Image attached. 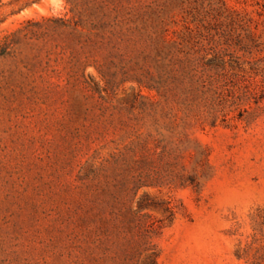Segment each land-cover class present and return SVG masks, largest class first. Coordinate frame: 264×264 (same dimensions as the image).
<instances>
[{"label": "rangeland", "instance_id": "374dc122", "mask_svg": "<svg viewBox=\"0 0 264 264\" xmlns=\"http://www.w3.org/2000/svg\"><path fill=\"white\" fill-rule=\"evenodd\" d=\"M224 1L239 15L222 25L224 69L196 82L158 66L145 15L124 27L101 97H31L0 59V264H135L131 210L144 194L164 225L151 238L158 264H264V0ZM70 10L0 0V45Z\"/></svg>", "mask_w": 264, "mask_h": 264}, {"label": "trees", "instance_id": "16d2710c", "mask_svg": "<svg viewBox=\"0 0 264 264\" xmlns=\"http://www.w3.org/2000/svg\"><path fill=\"white\" fill-rule=\"evenodd\" d=\"M133 1L138 0H67L72 16L28 20L0 45V59L14 64L2 73L27 82L28 93L34 98L101 97L113 86L110 68L117 41H122L124 27L135 24L142 15L150 17L153 32L148 47L155 62L174 70L180 82H196L208 69L222 68V50L232 35L222 25L224 19L239 16L224 0H145L146 12L131 14ZM89 67L97 71L100 80L87 72ZM153 83L147 87L160 93V86ZM157 207L144 194L132 208L130 222L136 236L128 239V261L158 264L151 238L164 225L147 212ZM166 211L171 223L173 213L169 208Z\"/></svg>", "mask_w": 264, "mask_h": 264}]
</instances>
